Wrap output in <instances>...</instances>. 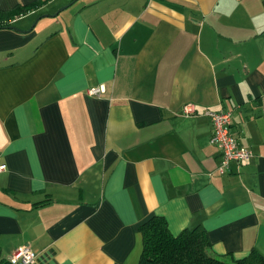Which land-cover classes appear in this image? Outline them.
<instances>
[{
  "label": "crops",
  "instance_id": "0c3cea01",
  "mask_svg": "<svg viewBox=\"0 0 264 264\" xmlns=\"http://www.w3.org/2000/svg\"><path fill=\"white\" fill-rule=\"evenodd\" d=\"M32 2L0 28V264L21 245L33 264H138L154 215L222 260L264 254V0L0 11ZM206 110L231 113L250 160L218 170Z\"/></svg>",
  "mask_w": 264,
  "mask_h": 264
},
{
  "label": "trees",
  "instance_id": "16d2710c",
  "mask_svg": "<svg viewBox=\"0 0 264 264\" xmlns=\"http://www.w3.org/2000/svg\"><path fill=\"white\" fill-rule=\"evenodd\" d=\"M36 4L32 2L8 12L0 11V28L10 27L11 18L25 14ZM138 231L142 235L138 264H264V254L256 249L233 261L212 256L208 253L211 245L203 228H186L174 235L168 230L167 221L157 215L141 224Z\"/></svg>",
  "mask_w": 264,
  "mask_h": 264
},
{
  "label": "built area",
  "instance_id": "2783aa9c",
  "mask_svg": "<svg viewBox=\"0 0 264 264\" xmlns=\"http://www.w3.org/2000/svg\"><path fill=\"white\" fill-rule=\"evenodd\" d=\"M104 91V85H98L89 87L86 93L94 97H99L105 93ZM194 112V105L192 103H186L183 105L181 114L188 116ZM203 113L209 117L212 123V134L208 138L209 142L218 147L221 152L222 160L219 163L218 170L223 171L230 162L241 163L250 160L253 156L252 151L242 145L240 146L230 131L231 113L222 110H206ZM5 170V163L0 161V172ZM35 260L36 252L27 245H21L15 248L7 261L12 264H33Z\"/></svg>",
  "mask_w": 264,
  "mask_h": 264
},
{
  "label": "water",
  "instance_id": "95a60500",
  "mask_svg": "<svg viewBox=\"0 0 264 264\" xmlns=\"http://www.w3.org/2000/svg\"><path fill=\"white\" fill-rule=\"evenodd\" d=\"M63 9H64V7H63V8H61V9H59V11H60V10H63ZM55 15H57V14L55 13ZM10 28H14V27H12V26H11ZM14 29H15V28H14Z\"/></svg>",
  "mask_w": 264,
  "mask_h": 264
}]
</instances>
